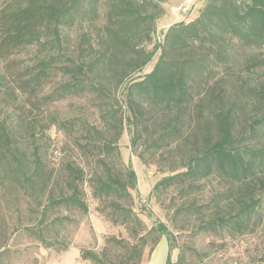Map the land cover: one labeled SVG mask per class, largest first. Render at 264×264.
Wrapping results in <instances>:
<instances>
[{
  "label": "trees",
  "instance_id": "obj_1",
  "mask_svg": "<svg viewBox=\"0 0 264 264\" xmlns=\"http://www.w3.org/2000/svg\"><path fill=\"white\" fill-rule=\"evenodd\" d=\"M102 11L104 22L95 27ZM194 12L199 14L192 18ZM164 13L159 0H8L0 9L1 46L15 50L38 45L43 53L27 67V77L17 82L18 87L38 93L50 77L59 76L44 95L45 101L85 97L94 100L98 109L97 123L80 117H52L53 125L72 138L80 153L94 159L98 170L89 178L72 160L58 169L47 168L39 146L35 144L29 154L28 148L21 147L17 130L7 120L0 121V175L11 179L41 208L36 225L24 227L14 222L11 232L2 217L0 264H12L11 238L23 231L45 246L64 244L67 248L55 236L57 224L69 219L68 215L54 221L50 218L61 210L89 212L86 180L93 197L102 204L100 212L113 224L124 226L128 236H108L99 251L82 248L81 258L91 264L142 263L145 249L153 250L169 231L165 223L147 227L134 209L131 189L137 186V174L123 161L119 147L126 124L133 149L145 147L138 152L145 163L177 164L168 152L176 143L182 150L180 164L172 166L152 192L173 188L186 197L188 201L175 209L203 216L197 233L234 235L253 231L262 222L264 108L259 117L244 125L219 83L203 91L194 92L193 87L211 64L226 65L237 45H264V0H207L199 11L194 1L191 11L148 49ZM86 22L94 26L96 36H91L94 30L90 29L76 51H71L63 28ZM158 50L153 68L130 78ZM122 86L123 104L117 95ZM253 136L258 138L256 143L250 142ZM212 179L224 191L201 204L196 194ZM48 232L53 235L47 237ZM180 249L178 259L168 257L166 264H188L187 250Z\"/></svg>",
  "mask_w": 264,
  "mask_h": 264
},
{
  "label": "rangeland",
  "instance_id": "obj_2",
  "mask_svg": "<svg viewBox=\"0 0 264 264\" xmlns=\"http://www.w3.org/2000/svg\"><path fill=\"white\" fill-rule=\"evenodd\" d=\"M186 0H159L165 8V13L158 21L157 30L153 42L147 44L152 49L163 38L164 31L174 22L183 19L181 6ZM198 11L205 6L207 0H193ZM8 0H0V9ZM182 11V12H181ZM196 17L199 13H192ZM103 20V11L97 21L93 23L100 27ZM89 22L78 23L63 28V37L66 46L71 51H76V45L82 39L85 32L93 28L92 35L97 31ZM1 36V32H0ZM0 37V121L7 120L14 127L19 137L22 148L30 154L34 145H38L43 156L44 164L49 169H58L66 160H72L76 165L85 169L87 177H91L93 171L98 170L94 159H87L80 153L71 137L63 130L58 129L52 123V117L69 119L72 117L87 118L91 122H98V109L94 100L85 97H66L61 100L48 103L44 95L48 93L60 79L59 76L49 78L45 87H39L35 91L21 90L17 82L26 78L27 67L43 56L38 45L18 49H5L1 46ZM160 55V51L141 71L133 73L130 78H136L148 73ZM222 86L223 91L231 97L236 111L241 115L244 125L261 115L264 108V45L240 46L237 45L232 52L231 59L226 65L213 63L203 79L194 84L195 91H203L207 87ZM124 87L121 93H117L122 104L124 103ZM120 91V90H119ZM189 131V129H187ZM132 133L128 124L119 140V147L126 165H131L137 174V186L131 189L134 198V209L143 219L147 227L158 223H165L168 234H164L153 250L145 249L141 264H166L168 257L176 261L180 254V247L187 250L188 264H261L264 263V217L259 226L253 231L237 233L234 235L219 234L217 236L201 235L197 233V226L203 221L199 214H185L176 212L175 206L188 201L186 197H180L176 189H169L162 193H153L156 182L163 176L170 174L172 166L180 164L182 150L177 143L171 146L168 154H172L177 164L168 161L145 163L138 152L144 150V145L136 151L131 146ZM258 138L254 136L251 143H256ZM144 147V148H142ZM152 151V150H151ZM33 155V154H32ZM147 157L151 152L146 153ZM30 155H28L29 157ZM1 174V173H0ZM89 181L84 187L86 199L89 204V212L59 211L50 218L65 217L62 224H57L55 238L67 243L59 246H45L41 241L29 232L23 231L12 235L10 246L13 247L11 257L12 264H91L81 258L82 248H91L96 251L104 246L108 236L116 235L127 237L128 232L122 225L113 224L105 214L100 212L102 204L91 193ZM223 187L215 180L206 181L201 192L196 194L199 203H207ZM46 202V197L42 198ZM22 190L13 185L8 177L0 175V221L6 217L8 230L11 232L14 222L24 227L34 226L38 223L41 208L32 201ZM3 206V207H2ZM215 210L207 214L204 219L212 216ZM47 237L51 234L48 232ZM52 237V236H51ZM174 247L172 248L173 243ZM202 253L197 255V252ZM204 254V255H203Z\"/></svg>",
  "mask_w": 264,
  "mask_h": 264
},
{
  "label": "built area",
  "instance_id": "obj_3",
  "mask_svg": "<svg viewBox=\"0 0 264 264\" xmlns=\"http://www.w3.org/2000/svg\"><path fill=\"white\" fill-rule=\"evenodd\" d=\"M193 4H194L193 0H186L185 3L179 9L182 10L183 13L186 12L185 14H187L191 11Z\"/></svg>",
  "mask_w": 264,
  "mask_h": 264
}]
</instances>
